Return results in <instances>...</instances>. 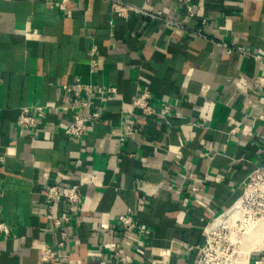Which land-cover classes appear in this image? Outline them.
Wrapping results in <instances>:
<instances>
[{
  "label": "crops",
  "instance_id": "obj_1",
  "mask_svg": "<svg viewBox=\"0 0 264 264\" xmlns=\"http://www.w3.org/2000/svg\"><path fill=\"white\" fill-rule=\"evenodd\" d=\"M121 1L184 29L117 17L106 0H0V264H196L207 227L264 165V61L237 50L264 58V0ZM73 82L115 91L77 108L62 90ZM143 90L152 115L131 106ZM22 107L32 132L15 123ZM89 110L100 117L85 135H66ZM53 184L79 186L78 206L45 204ZM123 214L146 230L120 229ZM52 218L67 238L44 262Z\"/></svg>",
  "mask_w": 264,
  "mask_h": 264
},
{
  "label": "built area",
  "instance_id": "obj_2",
  "mask_svg": "<svg viewBox=\"0 0 264 264\" xmlns=\"http://www.w3.org/2000/svg\"><path fill=\"white\" fill-rule=\"evenodd\" d=\"M106 1L109 3L111 12L117 17L127 18L130 12H136L142 14L145 18L149 20H158L165 26H169L175 30L184 29L183 23L177 22L171 18H165L161 15L160 12H157L155 14L149 13L143 10L142 8L134 7L125 2H122L121 0ZM68 2L69 0H58L59 5L61 6H66ZM184 12L187 17H191L194 15V7L190 4H186L184 6ZM193 34L198 37L204 36L202 28H197L193 31ZM237 50L243 54L253 57L256 60L264 61L263 57L258 54L251 53L247 47H239L237 48ZM89 55L93 56L90 60V66H97L98 60L94 57V47L90 50ZM62 90L65 93L73 96L74 104L77 106V108L80 107L79 102L83 94L92 98L94 96H104L112 94L115 91V89L112 87H94L87 84H81L79 82H73L72 84L63 85ZM150 100L151 97L149 92L143 90L132 100L131 106L136 109L141 116L152 115L155 113V111L152 105L150 104ZM34 111L37 114H41L44 111V107L36 106ZM99 117L100 114L97 110H89L84 114H81L76 111L72 115L70 122H68V124L64 128V132L66 135L72 138H82L85 135L89 125L94 121L98 120ZM15 123L19 128H22L27 132H32L39 124L35 114L32 113L28 107L20 108ZM133 132V127L130 123L123 124L121 126V135L119 137V140L121 141L125 138L132 137ZM238 200L240 201L239 206L241 211L236 221L238 220L250 228L258 224L264 226V165L255 168L254 171L248 176V178L243 184V189ZM59 201L65 202L69 206V208L78 206L81 201L79 186L73 185L67 190L62 191L55 184L49 185L45 190L44 203L51 205ZM68 220V217L65 218V221ZM51 222L52 225L58 230L60 239L57 241L56 247L54 249H47L42 254L41 258L44 262H48L57 257L59 249L64 247L67 238L66 231L61 228L60 220L58 218H52ZM116 222L117 226L126 232H143L146 230L145 226L138 224L131 214H123L118 216ZM0 230H2L3 232H7V229L3 224H0ZM213 231H209L208 228L206 229L205 244L208 241V234ZM203 247L201 248V251L203 250ZM257 256L258 257L254 260L253 264H264V254L260 253ZM200 260L201 259L199 256V259L196 264H200Z\"/></svg>",
  "mask_w": 264,
  "mask_h": 264
},
{
  "label": "rangeland",
  "instance_id": "obj_3",
  "mask_svg": "<svg viewBox=\"0 0 264 264\" xmlns=\"http://www.w3.org/2000/svg\"><path fill=\"white\" fill-rule=\"evenodd\" d=\"M235 221L220 224L214 228L215 230L212 229L214 231L208 234V241L200 252V264H253L257 255L264 254V249L249 248L247 241L244 240L246 232L249 230L253 232L255 228ZM263 230L264 228L261 229L262 232ZM232 235L234 239H231ZM244 256H247L246 263Z\"/></svg>",
  "mask_w": 264,
  "mask_h": 264
},
{
  "label": "bare ground",
  "instance_id": "obj_4",
  "mask_svg": "<svg viewBox=\"0 0 264 264\" xmlns=\"http://www.w3.org/2000/svg\"><path fill=\"white\" fill-rule=\"evenodd\" d=\"M239 200H237V202L232 205V207H230L228 209V211L224 214L219 216L218 218H216L207 228L209 231H213L212 229L216 228L218 225L220 224H228V223H233V221L236 220V218H238L239 213L241 211L240 206H239ZM225 217V218H224ZM235 219V220H233ZM254 231L251 232V230H249L248 232H246L247 235H244V240L247 241L248 243V247L249 248H254L256 249H264V232L261 231L262 228H264L263 225L258 224L253 226ZM261 228V229H260ZM215 230V229H214ZM264 231V230H263ZM249 233V234H248ZM231 239L233 238V235L231 237ZM247 246V245H246ZM247 254V253H246ZM247 256H244V262L246 263L247 261Z\"/></svg>",
  "mask_w": 264,
  "mask_h": 264
}]
</instances>
